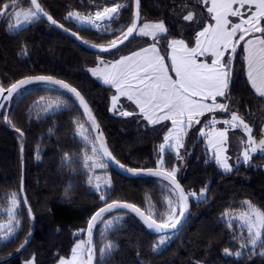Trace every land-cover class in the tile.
Returning a JSON list of instances; mask_svg holds the SVG:
<instances>
[{
    "label": "trees",
    "instance_id": "obj_1",
    "mask_svg": "<svg viewBox=\"0 0 264 264\" xmlns=\"http://www.w3.org/2000/svg\"><path fill=\"white\" fill-rule=\"evenodd\" d=\"M22 1L29 3V0ZM40 2L53 18L93 45L105 46L117 33L110 35L79 27L66 19L69 11L85 14L90 5L107 6L119 2L128 7L120 11L112 25H130L133 20V0ZM189 12L195 14L193 21L183 20ZM140 13L142 22L163 21L168 29L166 38H161L158 44L165 57L168 50L165 45L169 40L184 39L193 46L195 33L212 22L199 0H140ZM136 42L134 48L127 49ZM151 43V38L135 36L119 50L99 54L81 46L43 19L18 33H10L3 18L0 19V85L7 88L15 81L33 75H51L70 83L91 105L107 145L118 161L133 168H156L157 150L171 123L149 124L125 99V107L134 114L120 116L114 113L111 111L113 88L103 85L90 73V68L101 59L116 60ZM243 49L242 41L232 60L230 98H219L218 101L237 111L253 128L255 139L260 140L264 129V98L254 94L247 82ZM46 94H58L70 103L45 114L37 106V101ZM214 116L230 117L223 112ZM211 118L212 114H205L200 118L201 123ZM79 120L88 125L69 93L42 85L27 87L23 98L14 97L1 111L0 209L7 207L11 193H17L21 203L18 212L20 228L11 239L0 242V260L13 258L0 264H24V259L31 252L35 264H56L59 258L69 257L75 243L85 236L86 231L80 230H86L88 220L105 201L131 202L146 212L151 206L155 218L163 217L169 187L168 182L159 177L126 176L109 167L112 189L106 200H101V194L88 184L89 174L83 168L84 145L76 135ZM201 123L188 130L182 159H177L170 150L164 153L165 167L169 170L178 168L176 176L187 193L195 191L199 194L201 189H206L202 201L189 198L191 213L186 225L174 234L168 244L158 246L160 236L149 230L139 217L130 211L116 210L105 218L121 215V223L106 232L100 230V224L96 227L95 264H101V249L108 242L114 247L104 264H264V255L259 254L264 251V245L255 252L249 247L241 249V243L246 241L244 230L237 224L229 228L222 218L225 210L239 207L244 201L264 210V153L252 155L248 163L237 164L231 160L235 166L226 173L216 164L205 140L199 136ZM231 134V142L233 136L243 138L238 130ZM65 156L71 161L70 165L66 164ZM23 162L26 203L21 190ZM4 217V211L0 210V220ZM29 233L33 237L19 253L25 240L29 241ZM225 249L230 253L241 251L243 254L239 258L226 255Z\"/></svg>",
    "mask_w": 264,
    "mask_h": 264
},
{
    "label": "snow or ice",
    "instance_id": "obj_2",
    "mask_svg": "<svg viewBox=\"0 0 264 264\" xmlns=\"http://www.w3.org/2000/svg\"><path fill=\"white\" fill-rule=\"evenodd\" d=\"M206 7V11L213 22L206 23L201 30L195 33L194 47H189L184 39H171L166 43L170 64L166 63L165 57L160 54L158 47L161 38H166L168 29L163 21L142 22L140 13V0H133L135 11L133 20L126 30H119V34L110 41L107 46L90 45L98 47L101 51L107 52L119 49L126 41L135 36L150 37L152 43L147 47L131 51L129 54L120 56L112 62L100 60V65L90 69L93 76L101 77L105 84L115 88L116 94L111 97V111L120 116H131L130 111L118 110V102L125 97L132 102L139 110L143 119L151 125L161 124L165 121L171 123L167 133L163 136L157 150L158 159L156 168H128L112 156L106 146V141L99 125L92 114V111L81 93L63 80L49 75L27 76L7 88L0 85V110L5 109L13 98L24 97L27 86L43 83L58 87L71 93L79 106L82 114L86 115L88 128L96 130L95 138L90 139L88 128L84 124H77L79 138L86 148L90 147L91 155L83 154V168L89 174L88 184L97 191L110 186V178H103L91 173L96 169H107L108 161L114 162L121 169L139 175H148L162 178L168 182V187L175 195V200L167 201L168 214L166 218H154L152 207L149 206L147 214L135 204L112 201L100 207L88 220L86 231L88 239L78 240L71 249L69 258H59L58 264H94L95 244L93 241V229L97 223L103 222L104 231L114 228L122 221V217L115 215L105 221V215L116 210H127L134 213L146 225V227L160 234L158 246L164 245L169 239V230H176L182 221L186 220L185 213L188 211L189 198L203 200L206 189H201L198 194L195 191L185 193L177 181V167L171 170L165 167L164 153L166 150L174 152L177 159H182L180 149L184 147V140L187 132L194 125L201 123V117L207 113L217 111L228 113L230 118L218 121L215 117L210 119L204 127L198 129L199 136L207 141V145L213 151V158L224 172H231L233 165L229 163L230 157L227 153L229 129H240L246 136L242 139L243 145L237 163H248L252 154L264 153V133L257 142L253 135V128L238 114L232 111L225 102H219L218 98L228 100L229 84L231 81L232 60L235 58L237 48L243 41L245 43V62L247 82L250 84L254 94L264 97V0H199ZM29 7H19V0H8L4 3L0 0V19L6 18L7 28L10 33H18L25 29V26L33 25L41 18L65 31L63 24L58 22L44 9L40 0H29ZM128 7L125 3H113L112 6H104L95 10L94 13L81 14L69 11L66 19H72L81 26H88L97 31L110 33L111 23L119 17L120 11ZM194 13L189 12L183 17L185 21H193ZM230 17L238 18L234 22ZM247 17V18H245ZM200 21H197L199 24ZM260 35H254V34ZM76 36V33H71ZM246 37H251L246 39ZM87 44V41L82 40ZM227 56V59H226ZM201 57H204L202 60ZM210 58V59H209ZM45 114L55 112L66 106V102L59 97H41L37 105ZM222 123L226 127L217 129L216 125ZM19 132V129H16ZM66 164L71 161L65 156ZM10 207L5 214L8 222L0 224V242L11 239L19 227L18 212L21 200L17 193H11ZM101 200L105 197L101 195ZM26 203V197L24 198ZM242 207L245 209L238 214H225V221L229 228L233 221H238L242 229L247 231V239L241 243V249L251 248L253 252L258 245H264V210L256 208L250 201H244ZM178 210V211H177ZM31 213L30 207L28 208ZM34 219V217H32ZM31 233H29V236ZM103 235V233H102ZM106 238V237H104ZM240 239H244L243 236ZM28 241L25 240V244ZM23 248L24 245H21ZM114 245L108 242L101 249L100 260L104 264ZM155 250V249H154ZM226 255H233L237 258L242 256L241 251L230 253L225 249ZM264 255V251L259 253ZM35 264V257L29 261Z\"/></svg>",
    "mask_w": 264,
    "mask_h": 264
},
{
    "label": "rangeland",
    "instance_id": "obj_3",
    "mask_svg": "<svg viewBox=\"0 0 264 264\" xmlns=\"http://www.w3.org/2000/svg\"><path fill=\"white\" fill-rule=\"evenodd\" d=\"M3 2L4 3H7L8 2V0H3ZM30 5H29V3H24L23 1L21 2V0H19V7H22V8H27V7H29ZM107 6H112V5H107ZM102 7H104V6H97V5H90V6H88L87 7V12L85 13V14H89L91 11V13H94L95 12V10L96 9H100V8H102ZM89 10H90V12H89ZM75 12H77V11H75ZM80 13V12H79ZM81 14H84V13H81ZM5 19V21H6V27H7V23H8V21H7V19L6 18H4ZM69 20H71L72 22H74L77 26H79V27H83V28H90V27H86V26H81V25H79L77 22H75L74 20H72V19H69ZM115 21V20H114ZM113 21V22H114ZM113 22L111 23V29L113 30L112 32H110V33H108V34H114V33H117V34H119V30H126V27L127 26H129L128 24L126 25V24H119V25H117L116 27H114V25H112L113 24ZM26 27V26H25ZM90 29H92V28H90ZM95 30V29H94ZM99 32H103V31H99ZM103 33H105V32H103ZM114 39V38H113ZM110 43V41L109 42H107L106 44H105V46H107L108 44ZM136 44H137V42L136 43H134V44H132V45H130L127 49H131V48H134V46H136ZM168 52H169V49L168 50H166L165 51V53H167L166 55L168 56ZM47 87H52V86H47ZM53 88V87H52ZM43 97H46V98H55V97H59L60 99H62V100H64L65 102H66V106H68L69 105V101L65 98V97H62V96H60V95H55V94H46L45 96H43ZM40 101V99L37 101V102H39ZM118 110H123V111H128V109L125 107V105H124V103H123V101H120L119 100V102H118ZM41 111H43L42 109H41ZM213 118V117H212ZM211 118V119H212ZM218 121H223V120H226L225 118H222V117H215ZM208 122V121H207ZM206 122V123H207ZM246 122V121H245ZM78 123H80V124H84L85 125V127L86 128H88V125L86 124V122H84V121H82V120H79L78 121ZM77 123V124H78ZM205 122H203V123H201V126H200V128H202V127H204V125L206 124ZM246 123H248V122H246ZM249 124V123H248ZM249 126H251L250 124H249ZM216 127H217V129H220V128H223V127H226L225 125H223L222 123H218L217 125H216ZM199 128V129H200ZM230 131L232 130V129H229ZM235 130H238V131H240L241 133H242V135H243V138H237L238 136H233V139H232V142L230 141V137L232 136V134H229V138H228V142H227V155L230 157V160H229V163L230 164H232L233 165V168H234V164H233V162L231 161V160H234V161H236V163H237V157L240 155V153H241V151H242V147H243V145H242V143H241V141H242V139H245L246 140V136H245V134L242 132V130H240V129H235ZM235 130H233V131H235ZM88 133H89V137H90V139H94V136H93V133H92V129L91 128H88ZM229 133H232V132H229ZM76 135H77V137L79 138V136H78V132H76ZM80 139V138H79ZM235 139H237L238 141H235ZM80 141L83 143V141L80 139ZM185 141V140H184ZM257 142H258V140H257ZM163 143V142H162ZM184 143V142H183ZM205 143H206V145H207V141L205 140ZM231 144V145H230ZM83 145H84V150H83V154L85 153V152H87V154L88 155H91V151H90V147L89 148H86L85 147V144L83 143ZM232 146V148L230 149V153L228 152L229 151V148ZM207 147H208V145H207ZM182 150H183V148H181L180 149V156H181V154H182ZM208 150H209V152L211 153V155L213 156V151H212V149L211 148H209L208 147ZM167 151V150H166ZM171 151V150H170ZM232 151V152H231ZM172 152V151H171ZM173 154H174V152H172ZM258 153V152H257ZM256 154V153H255ZM252 155H254V154H252ZM180 160V159H179ZM237 164H240V163H237ZM218 165V164H217ZM219 166V165H218ZM220 168V167H219ZM221 169V168H220ZM221 170H223V169H221ZM233 170V169H232ZM224 171V170H223ZM90 175H93V176H96V175H99V176H101L102 177V180H101V183L103 184V178H105V177H107V178H110V181H111V183H110V186H108V187H106V188H103V190L102 191H97L94 187H92L91 186V188L93 189V190H95L96 192H98V193H100L101 195H103L104 197H105V199L104 200H106V198H107V194H108V192L112 189V177H111V172H110V170H109V167L107 168V169H96L95 170V172H93V173H91ZM89 178V177H88ZM12 198V197H11ZM11 198L8 200V205H7V207H4V208H1L0 210L3 212L4 211V213L6 212V210L10 207V201H11ZM18 198V197H17ZM169 199H172L173 201L175 200V195H174V193H172L169 189H168V193L166 194V204H165V210H164V214L162 213V215H163V217L162 218H166V216H167V214H168V207H167V201L169 200ZM243 204V203H242ZM242 204L239 206V207H236V208H231V209H227V210H225L224 211V213H223V215H222V218L224 219V217H225V214L226 213H230V214H238L239 212H241V211H243V210H245L243 207H242ZM252 205H254V204H252ZM255 206V205H254ZM256 208H258L257 206H255ZM19 209H20V206H19ZM259 209V208H258ZM178 211V210H177ZM115 216V215H114ZM118 216H121V215H118ZM113 216H111V217H109V218H105V221L107 220V219H110V218H112ZM122 217V216H121ZM154 218H155V215H154ZM18 220H19V218H18ZM225 220V219H224ZM8 222V217H7V215L5 214V217H4V219L3 220H0V224H5V223H7ZM100 224V230H103L104 231V229H103V222H100V223H98V225ZM232 224H237V225H239L240 226V224H239V222L238 221H233V223ZM20 228V220H19V227L17 228V230ZM241 228V227H240ZM244 230V232H245V237H246V239H247V231H246V229H243ZM17 232V231H16ZM175 234V233H174ZM174 234H171V235H168L169 236V239L166 241V243L164 244V245H166V244H168L169 242H170V240L172 239V237L174 236ZM5 235V233L4 232H0V236H4ZM81 239H83V240H85L86 241V239H85V236L84 237H82V238H80L79 240H81ZM158 241H159V239H158ZM78 242V241H77ZM164 245H160V246H164ZM75 246V245H74ZM259 246L260 245H258L257 246V248L255 249V250H257V249H259ZM251 249V248H250ZM252 251V250H251ZM34 257V255L32 254V252L31 253H29L28 254V256L24 259V264H29V261H31L32 260V258ZM70 257V256H69ZM69 257H63V258H69ZM56 264H58V262L56 263Z\"/></svg>",
    "mask_w": 264,
    "mask_h": 264
},
{
    "label": "water",
    "instance_id": "obj_4",
    "mask_svg": "<svg viewBox=\"0 0 264 264\" xmlns=\"http://www.w3.org/2000/svg\"><path fill=\"white\" fill-rule=\"evenodd\" d=\"M133 7H134V4H133ZM134 11H135V8H134ZM41 19H43V20H45L46 21V18H41ZM55 19V18H54ZM56 20V19H55ZM57 21V20H56ZM47 22V21H46ZM58 22V24H62L61 22H59V21H57ZM48 24H50L51 26H53V27H55L56 29H58V30H60L61 32H63L64 34H66L67 36H69V37H71L72 39H74L75 41H77L81 46H83V47H85L86 49H89V50H92V51H94V52H96V53H99V54H108V53H112V52H114V51H117V50H119L120 48H122L123 46H125L128 42H130L134 37H135V35H134V37H132V38H130L129 39V41H126L125 42V44L124 45H121L120 47H119V49H113V50H110V51H107V52H103V51H101L98 47H90V45H93V44H90V43H87V44H85V43H82L81 41L82 40H84L78 33H76L75 31H73L72 29H70V28H68L67 26H65L64 24V29H66L67 31H65V30H63V29H61V28H59V27H57V26H54V25H52L50 22H47ZM71 33H76V36H73ZM85 41V40H84ZM33 76H40V75H33ZM49 76H51V75H49ZM27 77V76H26ZM54 77V76H53ZM23 78H25V77H23ZM23 78H21V79H23ZM54 78H56V79H59V80H62V79H60V78H57V77H54ZM20 80V79H19ZM18 81V80H17ZM64 81V80H63ZM16 82V81H15ZM66 82V81H65ZM66 83H68V82H66ZM69 85H71L70 83H68ZM33 85H42V86H50V85H47V84H43V83H36V84H33ZM33 85H30V86H33ZM30 86H27V87H30ZM72 87H74L73 85H71ZM52 87H54V86H52ZM54 88H57V89H59L58 87H54ZM75 88V87H74ZM77 89V88H76ZM59 90H62V89H59ZM78 90V89H77ZM62 91H65V92H67L66 90H62ZM79 91V90H78ZM80 92V91H79ZM68 93V92H67ZM81 93V92H80ZM71 96H72V94L71 93H69ZM81 95L84 97V95L81 93ZM73 97V96H72ZM74 98V97H73ZM84 99H85V101L87 102V104L89 105V107H90V109H91V111H92V114H93V116L95 117V120L97 121V123H98V125H99V131L100 132H102V134H103V137H104V139H105V141H106V137H105V134H104V132H103V129H102V126H101V124H100V122L98 121V119H97V117H96V115H95V113H94V111H93V109H92V107H91V105L88 103V101L86 100V98L84 97ZM74 100H75V98H74ZM76 101V100H75ZM77 102V101H76ZM77 104H78V102H77ZM78 106H79V104H78ZM80 107V106H79ZM80 109H81V111H82V108L80 107ZM1 111L2 110H0V113H1ZM84 115V114H83ZM84 117H85V119H86V121H87V117H86V115H84ZM87 123H88V121H87ZM92 133H93V136H94V138H95V134H96V130H93L92 129ZM106 146H107V148L109 149V147H108V145H107V142H106ZM109 151L111 152V150L109 149ZM112 153V152H111ZM112 156H114L113 155V153H112ZM115 157V156H114ZM116 159V158H115ZM117 160V159H116ZM120 162V161H119ZM121 163V162H120ZM108 164H109V166L108 167H110L111 169H113V170H115L116 172H118V173H120V174H122V175H126V176H131V177H147V176H151V175H148V174H146V173H141V174H139V175H136V174H132V173H129V172H127V171H125V170H123V169H121L120 167H118L114 162H112V161H108ZM121 164H123V163H121ZM124 165V164H123ZM126 167H128V168H133V167H130V166H127V165H125ZM141 169H147V168H141ZM152 177H154V176H152ZM176 178H177V176H176ZM162 179V178H161ZM177 181L180 183V185L182 186V188L184 189V191H185V193H187L186 192V190H185V188H184V186H183V184L179 181V179L177 178ZM24 183H25V162H23V167H22V182H21V190H22V197H23V199L25 198V195H24ZM116 201H121V200H116ZM112 201H110V202H107V203H111ZM121 202H127V201H121ZM127 203H131V202H127ZM133 204V203H132ZM105 205V204H104ZM103 205V206H104ZM136 205V204H135ZM103 206H101V207H103ZM138 206V205H137ZM139 207V206H138ZM141 208V207H140ZM141 210L142 211H145L144 209H142L141 208ZM124 211H127V210H124ZM145 213L147 214V212L145 211ZM190 213H191V203H190V200L188 201V211L185 213V216H186V220H184V221H182V223H181V225H178V227H177V229L176 230H169L168 231V233H167V235H171V234H174V233H177L179 230H181L185 225H186V223H187V221H188V219H189V216H190ZM109 214V213H108ZM107 215V214H106ZM97 225H98V223L96 224V226H95V228L93 229V241H94V244H95V256H96V240H95V231H96V227H97ZM87 229V228H86ZM150 230V229H149ZM152 231V230H151ZM154 234H156V235H159L160 236V234L159 233H156V232H154V231H152ZM32 237H33V235H31V237H30V239H29V241L25 244H23L24 245V247L22 248H20V250H19V253L21 252V251H23L24 249H25V247L26 246H28V244L30 243V241H31V239H32ZM85 239L87 240L88 239V237H87V232H85ZM11 258H13V256L12 257H8V258H6V259H2V260H0V263H3V262H6V261H9ZM94 264H95V261H94Z\"/></svg>",
    "mask_w": 264,
    "mask_h": 264
},
{
    "label": "crops",
    "instance_id": "obj_5",
    "mask_svg": "<svg viewBox=\"0 0 264 264\" xmlns=\"http://www.w3.org/2000/svg\"><path fill=\"white\" fill-rule=\"evenodd\" d=\"M110 7V6H109ZM97 10V9H96ZM89 12H90V10H89ZM92 12V11H91ZM90 12V13H91ZM245 18H247V17H245ZM230 19L231 20H233L234 22H238V18H236V17H230ZM143 22H158V21H149V20H146V21H143ZM213 22V21H212ZM86 27H88V26H86ZM254 35H260V34H254ZM140 37V36H139ZM141 38H150V37H141ZM248 38H251V37H246V39H248ZM187 43V42H186ZM150 44H148V45H145V46H141V47H147V46H149ZM195 46V44L193 45V46H189V47H194ZM245 43H244V48H245ZM141 47H138V48H136L135 50H139ZM158 47H159V45H158ZM159 49H160V47H159ZM132 51H134V50H132ZM170 51V50H169ZM131 52V51H130ZM130 52H128V53H126V54H129ZM160 54L161 55H163L164 57H165V55L162 53V51H161V49H160ZM125 55V54H124ZM168 55H169V52H168ZM246 55V54H245ZM201 59L203 60L204 59V57H201ZM210 59V58H209ZM226 59H227V56H226ZM101 60H104L105 62H112V61H114V60H105V59H101ZM165 61H166V63H169L170 64V60L168 59V56L167 57H165ZM100 62V61H99ZM245 66H246V62H245ZM96 67H103V65H100V63H98L96 66H94V67H91L90 69H92V68H96ZM90 73H91V71H90ZM91 75H92V73H91ZM93 76V75H92ZM95 79H97L100 83H102L103 85H105V86H109V87H111V88H113L111 85H108V84H105L104 82H103V79L101 78V77H97V76H93ZM113 90H114V94H116V92H115V88H113ZM264 98V97H263ZM123 99H125L126 101H128L125 97H121L120 98V101H123ZM219 99V98H218ZM129 102V104L130 105H132V107L134 108V109H136L137 111H138V113H139V110L136 108V106L132 103V102H130V101H128ZM220 102V101H219ZM128 109V108H127ZM128 111H130V109H128ZM220 111H217V112H215V113H207V114H212V117H216V116H214V114H216V113H219ZM230 118V117H229ZM229 118H225V119H229ZM233 130H229L228 131V138H229V134H231V133H229V132H232ZM263 133H264V129H263ZM259 141V140H258Z\"/></svg>",
    "mask_w": 264,
    "mask_h": 264
}]
</instances>
